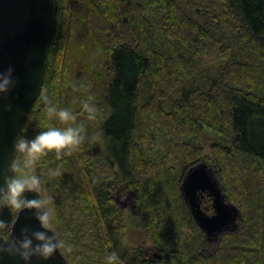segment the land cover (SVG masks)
<instances>
[{
  "label": "trees",
  "instance_id": "trees-1",
  "mask_svg": "<svg viewBox=\"0 0 264 264\" xmlns=\"http://www.w3.org/2000/svg\"><path fill=\"white\" fill-rule=\"evenodd\" d=\"M213 52L217 70L201 69L200 57ZM89 95L98 106L92 120L81 105ZM46 98L86 125L78 146L42 154L27 169L58 200L76 264H106L113 250L120 264L157 262L127 244L121 193L133 197V213L166 264H264V0H56L44 85L23 136L65 126L46 115ZM204 130L225 141L213 145L210 160L241 210L239 228L212 244L174 197L177 186L164 187L174 173H160L146 154L157 131L166 162L197 164L207 158L198 144ZM17 213L2 209L7 230ZM182 226L193 236L183 239Z\"/></svg>",
  "mask_w": 264,
  "mask_h": 264
},
{
  "label": "water",
  "instance_id": "water-1",
  "mask_svg": "<svg viewBox=\"0 0 264 264\" xmlns=\"http://www.w3.org/2000/svg\"><path fill=\"white\" fill-rule=\"evenodd\" d=\"M55 30L56 0H0V71L13 67L16 81L8 93L0 95V184L11 174L10 165L17 155L15 141L23 136L29 111L41 95ZM181 193L209 244L239 228L241 210L228 200L207 163L199 162L186 171ZM206 197L212 203L211 214L203 209ZM25 226L39 227L34 209L18 212L9 231L15 227L19 234ZM3 264L23 262L5 255ZM41 264H67V260L59 251Z\"/></svg>",
  "mask_w": 264,
  "mask_h": 264
},
{
  "label": "clouds",
  "instance_id": "clouds-1",
  "mask_svg": "<svg viewBox=\"0 0 264 264\" xmlns=\"http://www.w3.org/2000/svg\"><path fill=\"white\" fill-rule=\"evenodd\" d=\"M14 72L15 69L11 66L0 71V95L8 93L16 83ZM94 101L93 95L81 100L82 110L89 120L95 119L98 113V106ZM45 111L49 118H54L65 126H49L32 138L18 137L15 141L17 155L10 165L11 174L5 175L0 184V205L18 212L25 208L34 209L39 227L25 226L17 234L15 227L7 230L8 221L0 218V233H3L0 235V264H3L5 255L12 259L18 258L23 264H41L50 261L62 248L71 247L49 227L52 210L48 207V199L41 195L31 198L27 195L29 192L40 193L43 185V177L27 169L35 165L42 154L55 150L60 155L62 150L78 146L85 138L86 125L83 121L78 122L77 114L72 109L58 107L51 100H47ZM21 153L24 154L23 163L19 159ZM49 172L57 175L59 169H49ZM104 259L106 264H120L121 260L115 250Z\"/></svg>",
  "mask_w": 264,
  "mask_h": 264
},
{
  "label": "rangeland",
  "instance_id": "rangeland-1",
  "mask_svg": "<svg viewBox=\"0 0 264 264\" xmlns=\"http://www.w3.org/2000/svg\"><path fill=\"white\" fill-rule=\"evenodd\" d=\"M179 1L183 2L185 5H187L188 1H191V3L196 2V0H179ZM214 1L217 2V0H214ZM149 3H150V1L149 2L144 1L145 6L147 5V15L154 17L153 10L154 9L157 10V9L154 7H151L150 6L151 4H149ZM208 11H209V9H208ZM180 53L181 52H179V53L177 52L175 54V56H179ZM214 57H215L214 52L209 57L208 56L200 57V59L198 61L201 62V65H200L202 67L201 69H209V68L212 69V67H213V68H215L214 70L216 71L219 63H218V61L215 60ZM175 67L177 69H179V68H181V65L178 66V64H176ZM201 72H202V70H198L196 73H194V77L201 80V76H202V75H200ZM211 75H213V73ZM155 134H156V137L158 139L157 146L154 147V149L151 151L148 150L146 152V154L148 157L155 159V161H157V163L159 164L158 167L160 166V173H162L164 175H170V174L174 173V176H172V180H173L172 185L171 184L169 185L167 182H165L164 187L168 188V191H169V190H171L172 187L175 190V188L177 186L178 191H175L173 193V195H174V197H176V199L178 201H180V199H182L181 203H183L184 206L187 208L189 215L192 218L190 211H189V209H188V207L184 201V198L182 196L181 185H182L183 179L185 177L186 171L193 164L186 165L184 163V161L181 159H173V160H169L166 162V160H165V156H166V152H167L166 141H165V139L163 140V136H162L161 132L156 131ZM198 144L203 148L204 155L207 157L204 161H201V162L207 163L214 170V167H213L212 162L210 160V150L213 147V145L225 144V141L222 138H220L218 135H216L215 133L204 130L201 133V135L199 136ZM20 162L23 163V159H21ZM214 172H216V171L214 170ZM164 175H163V178H167ZM216 176H217V172H216ZM43 182H45L44 179H43ZM29 193L35 194L37 196L41 195V196L45 197L46 199H48V207H50L52 210V218H51V222L49 224V227L51 230L55 231L56 234L62 240L66 241L68 243L67 236L64 233L65 225H64L63 218L61 215L59 202L56 199V197L54 196L51 189L50 188H48V189L44 188V184H43L40 193H35V192H29ZM122 194L123 193H121L119 204L122 207V209L124 210L123 224L125 226V240H126L127 244H129L133 248L141 249L143 259L150 260V262H152V259H150V257L145 255V253H144L146 250H150L154 255H156V257H154L156 260H153V261H157V262L154 264H166L163 261L164 255L162 254V252L159 249H157L158 247L156 246V243L148 235L147 231L145 230V227L143 225L141 218L137 217L133 213V210H132L133 197L130 194L125 193V194H123V196H122ZM211 205L212 204L209 202H205L203 205V209L206 210L210 214L213 213ZM4 207L5 206L0 205V218H1L2 209ZM62 208H63V206H62ZM192 220H193V218H192ZM193 222H194V220H193ZM194 224H195V222H194ZM195 226L198 228V226L196 224H195ZM181 230L183 232V239H184V237H186V235H192L193 234L190 231V229L185 227V226H182ZM198 230H199V228H198ZM199 231L202 232L201 230H199ZM0 235H3V233H0ZM203 237H204V235H203ZM60 251H61L62 255L64 256V258L67 260V264H76L75 260L73 259V255H72L73 253H72L71 247H70V249L68 247L62 248ZM159 256L162 257L161 260L158 259Z\"/></svg>",
  "mask_w": 264,
  "mask_h": 264
},
{
  "label": "flooded vegetation",
  "instance_id": "flooded-vegetation-1",
  "mask_svg": "<svg viewBox=\"0 0 264 264\" xmlns=\"http://www.w3.org/2000/svg\"><path fill=\"white\" fill-rule=\"evenodd\" d=\"M146 253H147V254H151V251L146 250ZM152 254H153V253H152ZM153 256H154V254H153ZM155 256H156V255H155ZM160 257H161V256L158 257L159 260H161Z\"/></svg>",
  "mask_w": 264,
  "mask_h": 264
},
{
  "label": "bare ground",
  "instance_id": "bare-ground-1",
  "mask_svg": "<svg viewBox=\"0 0 264 264\" xmlns=\"http://www.w3.org/2000/svg\"><path fill=\"white\" fill-rule=\"evenodd\" d=\"M210 167V166H209ZM207 198V197H206ZM204 202H206L205 201V199H204ZM212 204V203H211ZM211 207H212V205H211ZM203 233V232H202ZM204 234V233H203ZM205 235V234H204ZM206 237V236H205ZM152 253V252H151ZM155 256V255H154ZM152 259V258H151ZM160 259H162V257H160Z\"/></svg>",
  "mask_w": 264,
  "mask_h": 264
}]
</instances>
